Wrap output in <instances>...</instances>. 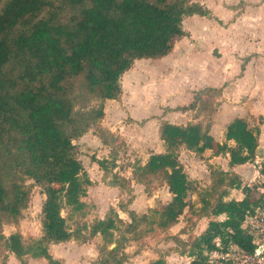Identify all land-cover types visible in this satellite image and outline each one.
<instances>
[{"label":"trees","instance_id":"obj_1","mask_svg":"<svg viewBox=\"0 0 264 264\" xmlns=\"http://www.w3.org/2000/svg\"><path fill=\"white\" fill-rule=\"evenodd\" d=\"M210 14L190 0H0V214L18 219L29 201V189L14 183L7 190L3 183L1 165L13 152L19 157V170L45 195L42 235L29 244L19 233L6 239L17 258L31 256L59 264L50 253L51 245L72 240L86 243L98 234L112 237L119 231L112 218L90 226L89 238L69 225L73 215L85 209L82 198L91 185L77 157L75 141L95 130L94 123L104 117V107L75 111L76 82L82 79L83 90L104 102L120 101L121 78L137 60L167 56L174 42L186 36L184 18ZM260 132L252 122L236 119L227 127L226 142L220 145L198 123H163L160 138L165 153L152 154L138 167L135 177H161L172 199L158 205L152 215L139 216L127 210L132 219L128 228L144 222L165 230L175 225L189 206L192 183L179 161L181 147L198 154L206 150L229 154L230 166L244 165L257 156ZM99 137L107 143L102 135ZM93 160L104 171L116 166L114 160L110 165L107 159ZM260 174L264 179V165ZM218 176L213 191L224 189L213 204L206 201V205L211 208L209 216L224 219L210 221L193 240L187 253L192 258L189 264H212L208 253L216 249L217 238L225 248L232 243L252 250L241 225L246 214L262 204L264 180L259 188L252 189L237 174L219 172ZM113 182L127 184L118 175ZM231 189L241 190L243 200H226ZM122 248V242L113 248L102 247L98 264H126L129 256L121 252ZM149 264L168 262L159 258Z\"/></svg>","mask_w":264,"mask_h":264},{"label":"rangeland","instance_id":"obj_2","mask_svg":"<svg viewBox=\"0 0 264 264\" xmlns=\"http://www.w3.org/2000/svg\"><path fill=\"white\" fill-rule=\"evenodd\" d=\"M194 1L196 0H190V2ZM239 7L243 9L245 5ZM184 20V26L186 27L188 25L187 18ZM210 21L213 25H218L213 17L210 18ZM194 26H197V24ZM261 29V27L258 28L259 31ZM231 36L232 34L228 35V37ZM212 37L214 41H218L219 34H213ZM243 39L246 41L249 40L251 43L261 42L264 41V34H248ZM231 55L237 56L238 54L231 53ZM142 60L136 61L129 75L125 74L121 78L122 89H125L123 95L125 96L118 101L120 104L118 103L117 105H125L124 110L127 116H125L122 122L114 120V125H111L112 130H108L106 133L101 132L102 130L99 128L100 121L94 123L93 128L95 130L91 129L96 135H102L109 142L111 151L108 165L112 164L113 160L115 162L119 161V171L140 184L136 183L134 188L126 184L122 187L124 192L120 190L112 192L108 196L107 201L109 204L106 208L109 207V209L103 213L105 216L104 219H114L119 228V231H115L112 237L98 234L86 243L72 240L59 245H51L49 248L50 253L59 261V264H98L101 257L99 250L102 247L113 248L115 243L119 242L123 243L121 252L129 256L126 264H148L151 260L159 258H164L168 264H188L191 261V258L187 255L191 243L202 234L208 225L209 219H214L213 216H209L211 208L206 205V201L213 204L217 198V193L224 189L219 188V190L213 191V186L219 179L218 173L228 172L231 175L237 174L242 179L243 184L249 185L252 189L259 188L264 180L260 174L263 155L256 156L253 162L243 166H229L228 156L226 155H221L219 158L212 155L214 152H210L211 155L209 156L197 155L195 153L192 154L182 147L179 149V158L188 178L193 181V189L189 194V206L179 218L178 222L170 228L162 230L157 228L156 225L149 226L143 222L137 224L136 227L130 230L128 225L132 222V219L128 213V215L126 214L127 210L134 209L139 216L144 214L152 215L153 209L158 205L167 204L168 202L167 187L161 177H135L136 170L146 162L149 154L163 151V147L159 146L156 141L157 139L152 140L153 130L150 131V144L152 146L145 143L142 139L148 132L146 130L148 122L155 123L154 121L160 118L158 108L156 107L162 105L163 102L158 99V96L170 93L168 94L169 97L178 98L184 104L192 101L190 98L192 96V90L191 88L187 90L188 79L185 76L186 70L184 68H178L174 73L164 70V75L162 73L156 75L155 70L138 73L141 65L139 63H142ZM128 79L132 81V85L137 87L136 92H133L132 88H127L126 90V84L124 82ZM171 86H177L180 90H169L168 87ZM136 93L148 96L150 98L148 105L158 106L153 107V110L149 113L141 114L139 111L144 108V105L136 101ZM188 98H190L189 101ZM104 103L99 97L89 95L83 90L82 79L76 82L75 111L77 113L105 107ZM192 105H194L195 109L197 106L199 107L196 112H178L174 115V122L185 126V124H191L195 120H200L203 125L210 121L209 115L202 113V102L196 101L192 104L190 103L188 106L191 107ZM129 108L135 111L133 117L137 121L130 118ZM254 121L255 123H260L261 119H254ZM75 144L77 145V157L83 161L84 165H87V168L93 162L94 157H104L107 153V150L104 151L101 147H95L90 143L81 142V139L76 140ZM18 159L19 157L15 152L4 158L1 165L3 183L7 190L14 183L21 184L29 189V201L27 207L22 211L18 219H13L2 213L0 214V237H4L0 240V264H48L43 258H33L31 256L17 258L8 249L6 244V239L15 233L22 235L25 244H29L33 239H37L42 235V205L45 200V195L42 193L41 188L35 185L33 180L29 179L19 170L17 167ZM115 165L117 166L116 163ZM97 176L100 177V174L98 173L93 176L94 182L90 186H97L103 180L104 182H108V179L111 178L110 175H107L97 179ZM88 191L89 187L87 188L85 196L82 198V200L86 201L85 209L80 213H75L71 220H69L71 229L82 230L83 235L87 238H89V227L96 223L101 215L96 212L95 195L97 192L92 193L89 191L88 193ZM230 193V197L236 199L240 191L230 190ZM63 215L68 217V212L64 211ZM216 218L217 220L221 219L220 217ZM151 227H153V230H150Z\"/></svg>","mask_w":264,"mask_h":264},{"label":"crops","instance_id":"obj_3","mask_svg":"<svg viewBox=\"0 0 264 264\" xmlns=\"http://www.w3.org/2000/svg\"><path fill=\"white\" fill-rule=\"evenodd\" d=\"M194 2L199 3L204 8L210 10V16L204 17L194 15L186 17L188 27L186 26V28L184 26L185 20H183L182 24L186 36L178 38L174 42L173 49L167 56L158 59L142 60V63H139L141 65L138 69V73L155 70L154 72L156 75L161 73L164 75V70L166 72L169 71L174 73L178 68H184L186 70L185 76H187L186 78L188 79L187 90H189V88L192 90V96L190 97L192 101L187 104L182 103L178 98L169 97L168 94L170 93H166V95L158 96V99L163 102L162 105L159 106L148 105L150 100L148 96H144L141 93L135 94L137 97L136 101H139V103L144 105V108L139 111L141 114L149 113L153 110V107L158 106L156 108H158L160 116L159 119L154 121L155 123L148 122V127L146 128L148 132L142 139L145 143L151 145L150 131L153 130L152 140L157 139L156 141L159 146L163 147V151L149 154L147 160L152 154L165 153L166 151L164 142L160 138V128L162 124L170 123L173 125L184 126L174 122V115L178 112H196L199 108L198 106L196 109L182 110V108L188 107L190 103L192 104L196 102V99L202 102V113L209 115L208 117L210 118V121L204 123V125L201 124L200 120H195L192 123H198L204 129H208L215 142L223 145L226 142L227 127L236 119H246L252 122L255 126H258L261 131L257 156H264V41L251 43L249 40L246 41L243 39L248 34H264V0H196ZM244 5L245 7L243 9L239 7ZM211 17L216 20L219 26L211 23ZM221 23H223V25H221ZM195 24H197V26H194ZM259 27L262 28L260 31L258 30ZM213 34H219L218 41L213 40ZM231 34L232 36L228 37V35ZM222 35L224 36L222 37ZM231 53L238 55H231ZM129 72H131V69L125 74L129 75ZM124 83L126 84V90L127 88H132L133 92H136L137 87L132 85V81L128 79ZM168 88L169 90H180L177 86H171ZM124 91L125 89H123V93ZM124 96L125 95H122L123 98ZM190 98H188V101ZM118 103L120 104V102L115 100L105 101L104 117L100 120L99 127L103 133L112 130L111 125H114V120L122 122L125 116H127V113L124 110L125 105H117ZM129 111L130 118L137 121L133 117L135 111L131 108H129ZM254 119H261V122L255 123ZM186 125L187 124H185V126ZM130 130L132 129L130 128ZM80 139L81 142H87L92 146L101 147L104 151L107 150L104 157L97 156L95 159L110 160L109 154L111 149L109 142L104 143L93 130H90ZM228 144L233 146L234 142L230 141ZM183 148L192 154L195 153L197 155L209 156L211 155L210 152H214L212 155H215L214 157L216 158H219L221 155H226L228 156V164L230 166L229 154H216L214 150H206L204 153L198 154L185 147ZM118 162L119 161H116L117 166L109 171H104L94 160L90 163L89 168L83 163L91 184L94 182L93 176L98 173L100 174V177L97 176V179L101 178V176H111V178L108 179V182H104L103 180L100 184H97V186H88L90 192H97L95 195V204L97 206L96 212L101 214L98 221L105 220L103 213L109 209V207L106 208L109 204L107 201L108 196L112 192L120 190H123L124 192V189L122 188L124 186L122 184H114V175H118L121 179H125L127 185L131 188H134L137 183L133 178L131 180L128 175L119 171ZM146 162L143 163V165H145ZM189 180L193 183L192 179ZM238 191H240L239 196L234 200L241 201L244 198V194L241 190ZM133 194L135 195V193ZM167 196L168 202H170L172 195L169 193L168 187ZM230 196L231 193L226 200H232L233 198ZM83 201L86 204V201ZM129 210L135 211L134 209ZM220 218V220L224 219L223 216ZM212 220L216 221L217 218H211L209 219V222ZM208 225L205 230L208 228ZM43 260L46 261L45 259Z\"/></svg>","mask_w":264,"mask_h":264},{"label":"built area","instance_id":"obj_4","mask_svg":"<svg viewBox=\"0 0 264 264\" xmlns=\"http://www.w3.org/2000/svg\"><path fill=\"white\" fill-rule=\"evenodd\" d=\"M262 165L264 156L260 167ZM241 229L249 238L252 250L246 251L232 243L225 248L221 239L217 238L216 249L208 253L212 264H264V197L259 207L246 214Z\"/></svg>","mask_w":264,"mask_h":264}]
</instances>
